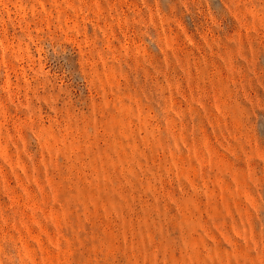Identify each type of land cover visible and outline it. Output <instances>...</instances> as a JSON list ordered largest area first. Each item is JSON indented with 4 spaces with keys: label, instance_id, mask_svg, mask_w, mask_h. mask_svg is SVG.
<instances>
[{
    "label": "rangeland",
    "instance_id": "374dc122",
    "mask_svg": "<svg viewBox=\"0 0 264 264\" xmlns=\"http://www.w3.org/2000/svg\"><path fill=\"white\" fill-rule=\"evenodd\" d=\"M0 264H264V0H0Z\"/></svg>",
    "mask_w": 264,
    "mask_h": 264
}]
</instances>
